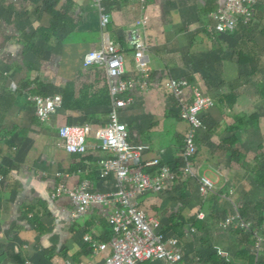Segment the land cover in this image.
<instances>
[{"label":"crops","instance_id":"1","mask_svg":"<svg viewBox=\"0 0 264 264\" xmlns=\"http://www.w3.org/2000/svg\"><path fill=\"white\" fill-rule=\"evenodd\" d=\"M224 1L106 0L110 22L105 30L89 0H0V264H18L17 258L22 264L104 263L109 250L95 252L84 236L95 232L98 243L108 244L114 232L107 220L116 205L93 206L74 219L69 198L53 196L60 185L75 190L87 184L91 192L104 195L116 192L114 176L101 178V162L113 156L101 149L97 137L113 108L107 72L100 65L83 67L82 58L113 40L126 54L124 78L140 80L128 38L144 17L146 22L138 27L148 43V87L137 86L121 96L131 105L119 117L129 143L147 148L143 161L159 160L174 176L140 196L138 203L159 220L166 236L179 240L185 264H262L264 247L258 253L253 244L240 246L232 231L217 238L221 229L211 216L227 213L217 207L230 194L240 201L253 199L243 195L249 176L255 191L264 190L247 170L255 153L264 152V98L257 90L264 79V3L257 0L247 27L239 24L219 32L212 12ZM48 10L58 12L59 25L43 40L47 35L38 29H48L55 21ZM238 53L248 55L259 73L246 79L250 65L244 60L238 64ZM241 75L234 91L230 86ZM170 78L187 83V100L199 89L215 101L202 114L205 126L196 136L198 155L193 160L183 155L188 124L165 89ZM35 95L62 99L60 109L44 123L28 100ZM232 96L237 101L230 108L226 97L231 102ZM254 113L259 128L231 130L235 115ZM64 126L92 128L94 137L84 155L67 154L62 148L57 133ZM251 146L255 149L249 151ZM229 151L247 153L246 160L232 162ZM155 169L145 168L144 173L161 175V169ZM202 177L215 189L199 201ZM261 229L264 234V225ZM245 252L255 259L249 261Z\"/></svg>","mask_w":264,"mask_h":264},{"label":"built area","instance_id":"2","mask_svg":"<svg viewBox=\"0 0 264 264\" xmlns=\"http://www.w3.org/2000/svg\"><path fill=\"white\" fill-rule=\"evenodd\" d=\"M97 7L102 27L106 30L110 15L106 10V0H89ZM257 0H225L224 4L212 12L217 20L215 30L224 32L234 30L241 22L245 25L251 20ZM264 3V0H263ZM147 18L137 22L129 31L128 41L133 49L141 79H126V54L113 40H109L103 47L87 51L82 58L83 67L95 65L106 69L109 81L110 95L113 108L110 112L109 123L98 131L97 137L101 142V149L113 157L101 162V178L114 176L117 190L113 194H97L89 190L87 184L75 190H69L60 185L55 189L53 197L66 196L74 206L72 217L78 219L86 214L93 206L115 204L114 212L108 217L113 227L114 237L108 244L98 243L95 232L84 236L85 243L95 252L107 251L109 254L103 264H142L145 262L162 261L165 264H185L180 249V242L176 237H168L158 219L148 214L140 206L138 198L147 192L161 186V182L173 178L174 174L169 168H162L161 175L149 176L144 173L145 168L159 166V160L144 162L143 155L147 148L133 146L129 143V132L125 124L120 122L119 112L126 110L131 101H125L121 96L139 87L147 90L149 75L148 43L138 25L146 22ZM109 36V32L105 31ZM187 83L183 80L170 78L165 83L169 95L176 99L180 106V118L188 124L185 135V156L193 158L198 154L196 144L197 134L204 128L202 114L215 106L212 97L205 95L199 89L193 90L191 100L186 99L185 88ZM28 100L34 103L35 115L41 123L46 122L51 115L60 109L62 99L60 95L31 96ZM57 136L62 148L67 154L84 155L87 144L94 137L90 126H64L59 129ZM191 174L189 170L186 171ZM200 193L205 195L214 190V184L208 178L200 180ZM238 213V212H237ZM225 226L233 227L230 219H225ZM248 230L250 224L241 218L238 213L237 225ZM255 242L259 253L264 247V234L257 233ZM220 255L227 253L219 251ZM91 264V263H77Z\"/></svg>","mask_w":264,"mask_h":264},{"label":"trees","instance_id":"3","mask_svg":"<svg viewBox=\"0 0 264 264\" xmlns=\"http://www.w3.org/2000/svg\"><path fill=\"white\" fill-rule=\"evenodd\" d=\"M260 3L263 4L262 2H260ZM261 4H259V5H261ZM262 7H264V6H262ZM48 11L55 17V21L50 24L48 29H38V33L47 35V38L45 36V37H43V40H48V35L53 33L55 31L56 27L59 25L57 23V21H58L57 20L58 19V17H57L58 12L55 11V10H48ZM252 18H253V16H252ZM252 18H251V20H252ZM250 21L247 23V25H245L240 20L239 24H243V26L247 27L250 24ZM247 56L248 55H244L242 53H238L237 62H238V64L241 65L242 61L244 60L246 62V64L248 63L250 65V70L244 75V76H246L245 77L246 79L247 78L249 79V78L255 76L257 73H259V71H257L251 65L252 60L251 59L249 60L248 59L249 57H247ZM244 76L241 75L240 78L238 80H236V82L231 84L230 87L234 91L241 85V80H242V78H244ZM261 84H262L261 87H258L259 89H257V90H258L259 94L261 95V97L264 98V79H262ZM65 93H67V92H65ZM65 93L63 95V104H62L63 108L65 107V100L67 98L66 96L68 95V93L67 94H65ZM236 98H237V96H232L231 97V102H230V101H228V97H226L227 105L230 108H232L233 105L236 103V101H237ZM252 126L255 127V128H259L260 127L259 126V116L257 115V113H254V114L249 115V116H246V115H242V116L235 115L234 123L231 126V130L234 131V129H239V128L242 129V128H248V127H252ZM236 141H237L236 139L231 141L230 142L231 145L235 144ZM184 142H185V137H184ZM196 142H197V138H196ZM183 149H184L183 150V155H185V143H184V148ZM260 150H262V147L258 151H260ZM228 154L230 155V159L232 160V162H234V160H238V161L241 160V163H242V162H244V160H246V157H247V155H246L247 153H243V152L235 153V151H231V152L229 151ZM196 156L193 157V158H189V160L190 159H192V160L195 159ZM162 166L163 165L159 161V166L158 167H153V168H156L153 171L157 172V169L159 171V169H162L161 168ZM247 170H248V172H250L249 174H251L254 177L255 182L261 188H264V152L263 151L261 153L260 152H256L255 153L254 159H252L248 163ZM202 178H205V177H202ZM199 188H200V181H199ZM214 189H215V186H214ZM213 192H214V190L213 191H209L208 193L203 195V194L200 193V190H199V193L203 197H207L208 195H210ZM222 194H225V193L222 192ZM222 194H220V195H222ZM207 205H208L207 202H205L204 205L203 204L200 205L201 206L200 210L204 209ZM239 209H240V211L238 213H240L241 218L242 219L244 218L245 221L250 224L248 230H246V229L241 227V222H240V226L234 228V226L233 227L225 226V224H226L225 219L226 218H224L223 220L220 221L221 217H215V215H213V214L211 216H212V219L215 221V224L219 225V227L222 230L232 231L233 233H235L237 235V241L236 242L240 246L241 245H245L246 246V245H252V244L255 245L256 238H257V235H258L257 233H259V230L260 231L263 230V229H261V227L264 225L263 224L264 223V198L261 201H256L254 203H246L245 202L243 205H241V207ZM173 222H175V220ZM108 224H109V222H108ZM110 227L113 229V227L111 225H110ZM259 235H262V234L259 233ZM245 254H246V257L249 259V261H253V259H255V257L252 254H250L249 252L248 253L245 252ZM17 261H18V264H22V262L20 260H18V258H17ZM183 262H184V259H183ZM262 264H264V259L262 261Z\"/></svg>","mask_w":264,"mask_h":264},{"label":"rangeland","instance_id":"4","mask_svg":"<svg viewBox=\"0 0 264 264\" xmlns=\"http://www.w3.org/2000/svg\"><path fill=\"white\" fill-rule=\"evenodd\" d=\"M262 113H263V111H262ZM252 148H254V147L251 146L250 148H248L249 151H251ZM255 185L256 184L254 183L253 178L251 176H249L247 178V181H246L245 185H244L245 192H244L243 195L244 196H247V194H248L250 196V197L248 196V199L249 198H253L252 200L247 201L245 199L246 197H243L242 198V201H240L241 198L240 199H237L235 193H233V194H230L229 195V198H227V199L225 198L226 200L223 203H221L222 200L218 202L220 204V206L218 204V207H217V208H219L218 210H221L222 209L221 211H223L224 208L227 209V213L226 214H222L221 215V218L222 219H224V218L230 219V221H231L230 224L233 225L234 228L237 225V223H236V221L238 219V213L237 212L239 211V208L241 207V205H243L246 201L249 202V203H254L255 200H258L259 201V200H262L263 199L264 190L262 189L260 191H255L254 188H253ZM199 198H200V199H198L199 201H201L202 199H204L203 196L202 197H199ZM223 233L224 234H228L230 232L221 229V232L219 233V235L217 236V238L221 237L222 235L220 236V234H223ZM234 235H233V242L235 240V238H234L235 236ZM256 246H254L255 249H256ZM254 253H255V251H254Z\"/></svg>","mask_w":264,"mask_h":264}]
</instances>
